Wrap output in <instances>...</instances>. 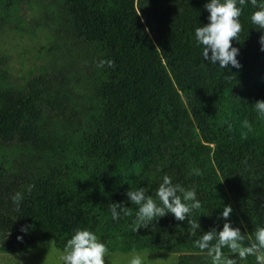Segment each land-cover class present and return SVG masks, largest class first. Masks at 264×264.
Segmentation results:
<instances>
[{"label":"trees","instance_id":"1","mask_svg":"<svg viewBox=\"0 0 264 264\" xmlns=\"http://www.w3.org/2000/svg\"><path fill=\"white\" fill-rule=\"evenodd\" d=\"M22 1L44 12L43 27L73 60L17 82L0 56V252L47 242L63 251L87 228L110 253H177L178 264H211L187 219L168 213L132 231L138 206L128 191L144 187L157 199L165 174L195 187L198 235L222 230L225 205L242 234L264 227V117L254 109L264 100V30L251 21L258 9L250 0L232 41L241 67L227 69L204 60L195 39L209 23L210 0H0V32L24 31ZM108 59L114 68L96 66ZM18 191L19 211L11 199ZM111 203L131 215L113 220Z\"/></svg>","mask_w":264,"mask_h":264},{"label":"clouds","instance_id":"2","mask_svg":"<svg viewBox=\"0 0 264 264\" xmlns=\"http://www.w3.org/2000/svg\"><path fill=\"white\" fill-rule=\"evenodd\" d=\"M248 0H210L205 8L210 13L209 23L195 29V39L198 45L203 46L202 56L204 60L216 65L219 62L221 68L227 69L229 65L240 68L237 59L239 49L233 47L232 41L239 40V34L243 30L240 16L243 6ZM251 5L258 10L251 15V21L258 29L264 30V0H250ZM262 50H264V35L260 37ZM211 52V55H209ZM97 67H115V62L111 59L99 60ZM255 111L264 117V100L254 103ZM244 126L251 130V124L245 120ZM231 125H229V130ZM192 174L200 176L202 171L198 168L192 170ZM34 185L28 186L31 192ZM133 205L138 206L135 219L132 222V231L137 232L141 228L155 222L158 218L173 214L176 220L187 219L190 237L195 239V246L211 258V264H241L249 257H254L255 264H264V227H258L253 237L242 234L239 227H232L228 218L232 213V207L225 205L222 217L225 219L222 230L215 228L198 235L200 224L198 220L190 218L195 211L202 207V203L197 199L195 187L185 189L179 184H173L172 178L165 174L162 182L156 191L157 199L147 194L144 187L136 190H129L127 193ZM19 211L20 203L24 199L21 192H16L11 197ZM110 211L113 220H119L121 214L130 216L131 212L127 207L118 203L110 204ZM24 229H22L23 231ZM22 239V237H18ZM227 249V253L224 251ZM110 256V250L106 243L102 242L99 236L87 229L77 228L60 255L62 264H105V258ZM145 256L135 254L130 264H145Z\"/></svg>","mask_w":264,"mask_h":264},{"label":"rangeland","instance_id":"3","mask_svg":"<svg viewBox=\"0 0 264 264\" xmlns=\"http://www.w3.org/2000/svg\"><path fill=\"white\" fill-rule=\"evenodd\" d=\"M45 4L46 2L43 5ZM36 7V5L30 7L22 1L17 12L23 18L24 31L17 32L6 27L0 32V56H6L8 71L17 82L43 70L72 64L73 59L69 56L67 47L51 27H43L45 14L42 11L39 13ZM39 17L41 29L37 27L36 19ZM61 221L66 225L74 224L70 216H62ZM62 252L51 242H47L26 251L0 252V264H62L60 261ZM135 254L145 256V264H178L177 253L145 251L110 253L108 259L105 258V264H130ZM241 264H247V260Z\"/></svg>","mask_w":264,"mask_h":264}]
</instances>
